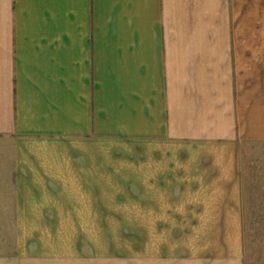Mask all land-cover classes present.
I'll return each mask as SVG.
<instances>
[{"label": "crops", "instance_id": "obj_1", "mask_svg": "<svg viewBox=\"0 0 264 264\" xmlns=\"http://www.w3.org/2000/svg\"><path fill=\"white\" fill-rule=\"evenodd\" d=\"M252 5L0 0V264H87L59 231L112 218L163 231L147 264H246L264 229Z\"/></svg>", "mask_w": 264, "mask_h": 264}, {"label": "rangeland", "instance_id": "obj_2", "mask_svg": "<svg viewBox=\"0 0 264 264\" xmlns=\"http://www.w3.org/2000/svg\"><path fill=\"white\" fill-rule=\"evenodd\" d=\"M252 1L253 56L255 61L264 63V54L260 53L264 52V4H261L264 0ZM255 72L258 70L256 69ZM126 223L122 224L121 221L112 218L107 223V227H104L105 223L99 222V224L94 223L87 230L59 231L58 236L74 239L77 251L87 253V264H147L146 260H138L139 258L134 257L133 254L146 253L149 234L152 237L162 236L163 231L132 230L127 227L130 226V222ZM171 232L172 236H175V231ZM41 234V231H36L31 237L36 238ZM248 235L251 239L250 244L246 245V264H264V229L249 231ZM16 237V230L0 229V253L12 252ZM29 264L42 263L29 262Z\"/></svg>", "mask_w": 264, "mask_h": 264}]
</instances>
